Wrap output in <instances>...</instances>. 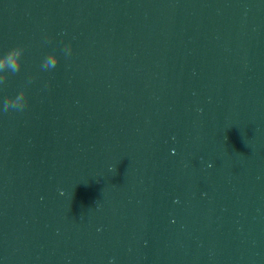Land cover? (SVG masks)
<instances>
[{
	"label": "water",
	"instance_id": "obj_1",
	"mask_svg": "<svg viewBox=\"0 0 264 264\" xmlns=\"http://www.w3.org/2000/svg\"><path fill=\"white\" fill-rule=\"evenodd\" d=\"M17 46L0 264H264V0H0Z\"/></svg>",
	"mask_w": 264,
	"mask_h": 264
},
{
	"label": "clouds",
	"instance_id": "obj_2",
	"mask_svg": "<svg viewBox=\"0 0 264 264\" xmlns=\"http://www.w3.org/2000/svg\"><path fill=\"white\" fill-rule=\"evenodd\" d=\"M24 53V49L20 46L13 47L6 53L0 54V84L7 79V72L12 74L18 73L22 66L21 57ZM71 53V46L68 45L65 48V54ZM59 62V57L55 54H49L43 61L42 68L47 70L55 68ZM26 93L24 91L19 92L15 97H8L3 102V111L7 112L9 109L23 110L27 106Z\"/></svg>",
	"mask_w": 264,
	"mask_h": 264
}]
</instances>
